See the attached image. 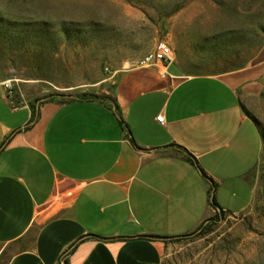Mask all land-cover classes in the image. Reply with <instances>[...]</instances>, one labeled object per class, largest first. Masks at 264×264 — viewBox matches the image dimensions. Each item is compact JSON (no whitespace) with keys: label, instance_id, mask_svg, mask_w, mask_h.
Masks as SVG:
<instances>
[{"label":"crops","instance_id":"0c3cea01","mask_svg":"<svg viewBox=\"0 0 264 264\" xmlns=\"http://www.w3.org/2000/svg\"><path fill=\"white\" fill-rule=\"evenodd\" d=\"M236 44L201 63L174 53L165 74L121 69L101 99L39 98L34 80L33 96L11 94L0 70V264H162L160 237L196 230L213 197L251 207L264 44L242 66Z\"/></svg>","mask_w":264,"mask_h":264},{"label":"rangeland","instance_id":"374dc122","mask_svg":"<svg viewBox=\"0 0 264 264\" xmlns=\"http://www.w3.org/2000/svg\"><path fill=\"white\" fill-rule=\"evenodd\" d=\"M223 40L237 43L228 53L237 64L249 63L264 44V0H0V70L27 96L34 80L39 98L101 97V81L111 85L162 43L201 63ZM250 109L264 127V94ZM162 264H264V193L208 231L169 241Z\"/></svg>","mask_w":264,"mask_h":264},{"label":"built area","instance_id":"2783aa9c","mask_svg":"<svg viewBox=\"0 0 264 264\" xmlns=\"http://www.w3.org/2000/svg\"><path fill=\"white\" fill-rule=\"evenodd\" d=\"M175 60V55L172 47L168 43H162L156 49L145 53L137 59L132 65L140 67H157L160 68L163 74L166 73V67ZM5 86L9 92L13 93V86L10 81H5ZM157 119L164 124V116L158 115Z\"/></svg>","mask_w":264,"mask_h":264},{"label":"trees","instance_id":"16d2710c","mask_svg":"<svg viewBox=\"0 0 264 264\" xmlns=\"http://www.w3.org/2000/svg\"><path fill=\"white\" fill-rule=\"evenodd\" d=\"M67 33V32H66ZM228 41H225V40H223L222 41V47H224V50H227V45H224V44H226ZM232 43V42H231ZM219 43H216V45L215 46H217ZM226 48V49H225ZM219 49V48H218ZM215 50L216 51H219V50H217V48H215ZM221 50H222V48H221ZM219 54L221 53V52H218ZM223 56H225L226 54H228L227 53V51H224L223 53ZM215 56V55H214ZM77 98H85V99H101L100 97H98V96H89V95H86V94H84V95H82V96H79V97H77ZM70 99H73V98H70ZM259 125H260V127H261V130H262V134H263V140H264V127H262L261 126V124H260V122H259ZM211 204L215 207V209H216V212H215V214L212 216V217H210L209 219H207V220H205V221H203L200 225H199V227H197V229L196 230H194V231H192V232H189V233H186V234H183V235H180V236H176V237H160V236H157V237H160V238H164V240H166L167 242H169V241H175V240H180V239H182V238H185V237H188V236H190V235H192V234H194V233H196V232H199V231H203V232H206V231H208V229H210L214 224H217L221 219H222V217L225 215V214H227V213H229L228 211H226L225 209H223L219 204H218V202L216 201V198L215 197H213L212 199H211ZM154 236H156V235H154Z\"/></svg>","mask_w":264,"mask_h":264}]
</instances>
